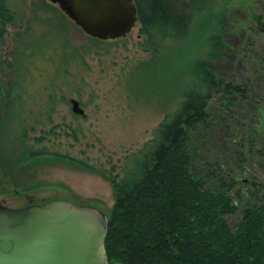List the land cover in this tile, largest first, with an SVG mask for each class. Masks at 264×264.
<instances>
[{"label":"rangeland","instance_id":"374dc122","mask_svg":"<svg viewBox=\"0 0 264 264\" xmlns=\"http://www.w3.org/2000/svg\"><path fill=\"white\" fill-rule=\"evenodd\" d=\"M187 1L172 0V5L186 14ZM12 7L17 17L0 45V203L16 208L65 199L96 208L108 217L115 197L110 181L100 171L121 178L125 156L153 138L155 128L189 89L198 90L190 69L200 60L198 49L203 51V44L199 39L204 37L199 31L198 36H190V42L177 45L176 52L165 47L152 56L141 47L145 39L138 22L123 37L99 40L86 35L49 0H18ZM253 10L263 12L264 0L232 3L221 33L226 46L213 63L216 74L226 81L251 82L246 100L239 98L237 108L230 109L221 100L223 91L214 88L205 126L188 133L192 157L207 178V186L213 184L217 169L227 176L232 170L244 176L242 181L264 179L260 165L264 158L240 147L251 137L260 139L264 127L260 107L264 102L260 60L264 33L255 31ZM32 49L35 53L30 59L23 58L27 69L21 71L18 57L22 50ZM20 71L17 108L12 85L17 84ZM71 98L79 101L84 116L71 111ZM14 112L36 128L29 132L28 143L43 135L42 126L46 130L54 127V135L34 146L83 160L96 171L49 158L15 165V158L4 151L8 131L11 126L17 128L18 120L12 123L11 118ZM4 117L7 127L2 123ZM238 217L227 216L232 229Z\"/></svg>","mask_w":264,"mask_h":264},{"label":"trees","instance_id":"16d2710c","mask_svg":"<svg viewBox=\"0 0 264 264\" xmlns=\"http://www.w3.org/2000/svg\"><path fill=\"white\" fill-rule=\"evenodd\" d=\"M17 1L0 0V45L17 17L12 7ZM134 2L139 30L145 39L141 44L144 51L155 56L171 47L176 52L177 45L190 42V36H198L199 31L204 37L199 39L203 51L198 49L200 60L190 69V75L193 72L198 80V90L189 89L182 102L155 128L153 138L125 156L121 178L100 171L110 181L115 197L104 238L107 259L120 264H264V179L242 181L244 176L232 170L227 176L217 169L213 184L207 186V178L192 157L193 147H189L188 138L189 132L205 126L214 88L223 91L221 100L230 109L237 108L239 98L245 101L251 89V82L226 81L213 68L226 46L221 33L227 25V11L232 3L244 0H188L186 14L174 7L172 0ZM250 16L255 31L264 33V11L253 10ZM34 53L33 49L21 51V60L17 62L21 71L27 69L23 58L30 59ZM260 60L264 67V52ZM21 71L17 84L12 85L17 108L22 90ZM260 107L264 112V102ZM11 118L12 123L18 120L19 130L11 126L4 151L9 158H15V165L23 167L49 158L96 171L83 160L34 146L47 135H54V127L46 130L42 126L43 135L34 137V143L29 144V132L36 130L35 126L18 119L15 112ZM2 123L7 127L5 117ZM240 147L249 155L264 158V127L260 139L251 137ZM260 165L264 174V161ZM228 215L239 216L233 229Z\"/></svg>","mask_w":264,"mask_h":264},{"label":"water","instance_id":"95a60500","mask_svg":"<svg viewBox=\"0 0 264 264\" xmlns=\"http://www.w3.org/2000/svg\"><path fill=\"white\" fill-rule=\"evenodd\" d=\"M86 35L125 36L138 22L134 0H49ZM71 111L84 116L77 99ZM102 211L65 199L9 207L0 203V264H120L108 261Z\"/></svg>","mask_w":264,"mask_h":264}]
</instances>
